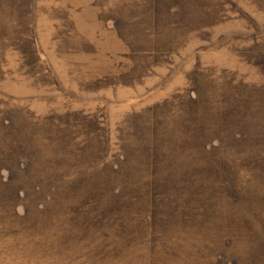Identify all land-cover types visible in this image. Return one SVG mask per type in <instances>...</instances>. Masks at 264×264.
Masks as SVG:
<instances>
[{
	"label": "rangeland",
	"instance_id": "374dc122",
	"mask_svg": "<svg viewBox=\"0 0 264 264\" xmlns=\"http://www.w3.org/2000/svg\"><path fill=\"white\" fill-rule=\"evenodd\" d=\"M0 264H264V0H0Z\"/></svg>",
	"mask_w": 264,
	"mask_h": 264
}]
</instances>
